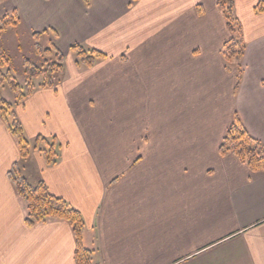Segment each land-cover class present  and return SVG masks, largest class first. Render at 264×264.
<instances>
[{"label":"crops","instance_id":"crops-1","mask_svg":"<svg viewBox=\"0 0 264 264\" xmlns=\"http://www.w3.org/2000/svg\"><path fill=\"white\" fill-rule=\"evenodd\" d=\"M260 3L235 2L237 87L217 0H0V17L15 11L65 56L62 82L15 108L31 144L56 140L57 164L33 147L21 161L0 117V264H76L67 222L26 226L15 163L81 213L96 264H264V171L220 153L236 117L264 145ZM76 44L107 58L78 69Z\"/></svg>","mask_w":264,"mask_h":264},{"label":"trees","instance_id":"trees-1","mask_svg":"<svg viewBox=\"0 0 264 264\" xmlns=\"http://www.w3.org/2000/svg\"><path fill=\"white\" fill-rule=\"evenodd\" d=\"M84 2L89 5L90 0H84ZM235 2L236 0H217V5L231 34L230 39L224 44L223 57L227 69L236 68L237 87H239L243 74L242 60L246 52V42L241 22L235 15ZM254 12L257 15L264 13V3L258 4ZM0 23L2 24L1 30H6L10 26H17L19 17L15 11L5 13L0 18ZM33 37L35 41H40L45 35L38 33L34 34ZM49 42L51 47L46 49H43L38 43L36 45L37 52L44 57L42 65H36L29 59L24 60L26 74L24 86L14 79L10 70L7 71L6 75L1 72L4 66L9 65V60L0 51V117L17 143L21 161L29 159L33 147L43 156L47 166H53L58 162L56 140L39 136L31 144L25 135L15 107L4 99L1 93V87L8 83L10 91L15 96L16 105H19L30 98L37 89H55L62 82L65 76V56L52 41L49 40ZM71 52L75 55V64L78 69H91L98 62L107 58L102 52L85 48L79 44L74 45ZM220 153L224 157L235 156L253 172L264 171V145L248 133L238 117L227 129L220 146ZM8 176L16 194L24 203L26 226L33 228L50 221L67 222L72 229L76 243L75 263L96 264L94 251L86 248L83 244L85 224L81 213L64 199L52 195L43 181L32 185L25 177L20 163H15L12 166Z\"/></svg>","mask_w":264,"mask_h":264},{"label":"rangeland","instance_id":"rangeland-1","mask_svg":"<svg viewBox=\"0 0 264 264\" xmlns=\"http://www.w3.org/2000/svg\"><path fill=\"white\" fill-rule=\"evenodd\" d=\"M1 27L2 24L0 23V51L4 53L9 60V65L4 66L1 72L6 75L7 71L10 70L14 79L20 85L24 86L26 82L24 60L29 59L36 65H42L44 63V57L37 52L36 45L38 43L43 49L49 48L51 47L49 39L43 37L40 41H35L33 35L28 33L22 26H10L6 30H1ZM72 56L75 59L73 53ZM69 63L70 60L67 58V71H69ZM1 93L2 97L13 104L15 108L18 106L16 105L14 94L9 89L8 83L1 87Z\"/></svg>","mask_w":264,"mask_h":264}]
</instances>
